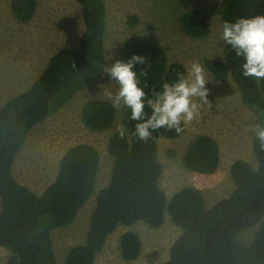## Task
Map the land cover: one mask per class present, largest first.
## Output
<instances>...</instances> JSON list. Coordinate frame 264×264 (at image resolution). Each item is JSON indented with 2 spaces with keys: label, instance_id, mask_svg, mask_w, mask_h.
Instances as JSON below:
<instances>
[{
  "label": "trees",
  "instance_id": "obj_1",
  "mask_svg": "<svg viewBox=\"0 0 264 264\" xmlns=\"http://www.w3.org/2000/svg\"><path fill=\"white\" fill-rule=\"evenodd\" d=\"M82 9L84 32L78 49H62L29 90L10 99L0 109V246L10 251L7 264H59L52 232L68 227L77 218L95 191L101 155L91 144H78L66 151L53 183L38 195L13 175V164L26 143L29 132L57 114L79 92L96 85L102 77L106 56L107 7L104 0H76ZM37 0H16L13 11L22 22L30 21ZM264 14V0H222L221 21ZM181 30L191 39L211 33L205 14L198 9L185 12ZM145 57L134 71L151 95L164 82H172L177 72L186 74L180 63H169L166 49L149 36H133L123 47V58ZM228 66L218 60L205 62L218 82L232 79L245 106L264 123V80L242 75V58L226 46ZM152 67L145 78L141 68ZM150 113V108H145ZM117 109L108 100L88 101L82 111L86 127L94 131L112 128ZM130 109L122 124L126 134L111 135L108 152L113 169L108 185L96 196L86 242L72 248L65 264H95L109 237L121 226L145 223L161 227L167 215L183 231L173 244L169 260L163 264H264V152L254 139L257 166L239 159L231 167L235 189L231 195L208 208L202 191L195 187L179 190L171 199L161 187L163 167L159 142L180 136L175 130L160 129L147 143L138 139L130 119ZM184 128V125L182 124ZM184 166L198 174L213 175L221 165L218 142L208 135L198 136L183 156ZM259 225L250 245H242L239 235ZM125 261L137 260L142 252L138 234L127 232L120 240Z\"/></svg>",
  "mask_w": 264,
  "mask_h": 264
},
{
  "label": "rangeland",
  "instance_id": "obj_2",
  "mask_svg": "<svg viewBox=\"0 0 264 264\" xmlns=\"http://www.w3.org/2000/svg\"><path fill=\"white\" fill-rule=\"evenodd\" d=\"M16 0H0V107L24 93L50 59L62 49H78L84 32L82 9L76 0H37L38 8L28 22L20 21L14 11ZM107 7L105 65L123 60V47L133 36H149L165 49L169 63L185 68L191 62L201 63L209 82L208 103L202 104L199 116L187 125L178 138L159 142V160L163 167L161 187L171 199L179 190L195 187L202 191L208 208L231 195L235 189L232 164L239 159L257 166L254 154L253 124L262 123L259 116L245 106L240 90L230 79L218 82L205 62L218 60L228 66L226 44L221 39L222 0H104ZM201 10L208 19L211 33L204 39H191L181 30V18L189 10ZM111 57V59H109ZM223 57V58H222ZM187 72V68H186ZM115 93L118 85L103 73L99 82L82 90L57 114L45 119L28 134L26 143L13 164L14 177L40 195L55 181L59 163L68 149L78 144H91L101 155L95 191L68 227L52 232L59 264H65L69 251L86 242L98 192L111 177L113 159L108 152L111 135L122 124L128 108L117 109L114 125L107 131L86 127L82 111L92 99H105V91ZM111 102V101H110ZM197 103H201L197 99ZM200 135L215 139L221 149V165L213 175H202L187 169L183 156ZM1 210V201H0ZM259 225L239 235L242 245H250ZM127 232L139 235L142 252L135 261H125L120 240ZM183 231L169 215L159 228L145 223L119 227L98 254L95 264H163L169 260L173 244ZM10 251L0 246V264H7Z\"/></svg>",
  "mask_w": 264,
  "mask_h": 264
},
{
  "label": "clouds",
  "instance_id": "obj_3",
  "mask_svg": "<svg viewBox=\"0 0 264 264\" xmlns=\"http://www.w3.org/2000/svg\"><path fill=\"white\" fill-rule=\"evenodd\" d=\"M221 28L222 41L243 60V77L264 80V14L225 20ZM136 64H146L145 57L134 54L127 61L117 59L113 64L105 65L103 73L118 85V90L115 93L106 90L104 95L114 108L130 109V119L136 121L135 134L145 143L160 129L182 133V124L187 125L196 119L202 104L209 102L206 87L209 80L204 66L198 61L191 62L186 66V74L177 72L172 82H164L159 90H153L149 95L145 91L147 84L142 86L133 70ZM151 67L150 63L147 64V68L140 69L139 75L146 78ZM197 99L201 103H197ZM146 107L151 109L150 113L145 111ZM116 131L123 138L127 130L125 125L119 124ZM251 131L259 150L264 152V123L253 124Z\"/></svg>",
  "mask_w": 264,
  "mask_h": 264
},
{
  "label": "crops",
  "instance_id": "obj_4",
  "mask_svg": "<svg viewBox=\"0 0 264 264\" xmlns=\"http://www.w3.org/2000/svg\"><path fill=\"white\" fill-rule=\"evenodd\" d=\"M47 66H48V65H45V66H44L42 72L34 78V80L31 82V84L29 85V87H27V89H26L25 91H27V90L30 89V87L33 85V83H34V82H35V81L41 76V74L45 71V69L47 68ZM25 91H24V92H25ZM4 105H5V104H4ZM4 105H3V106H4ZM3 106H2V107H3ZM2 107H0V109H1Z\"/></svg>",
  "mask_w": 264,
  "mask_h": 264
}]
</instances>
